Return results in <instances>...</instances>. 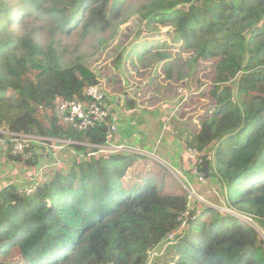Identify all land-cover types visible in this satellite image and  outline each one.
Masks as SVG:
<instances>
[{"label": "trees", "instance_id": "16d2710c", "mask_svg": "<svg viewBox=\"0 0 264 264\" xmlns=\"http://www.w3.org/2000/svg\"><path fill=\"white\" fill-rule=\"evenodd\" d=\"M126 3L0 0V128L87 151L30 196L12 185L0 191V258L18 250L29 264H86L82 255L97 231L104 251L133 257L182 224L186 195L165 193L152 177L128 178L139 155L88 156L97 150L87 145L106 144L105 125L79 131L55 115L58 101L85 100V89L99 83L84 61L68 60L63 38L112 30L125 21ZM144 9L147 25L172 27L196 62L213 63L215 110L182 143L213 151L200 157L197 171L219 184L233 212L208 205L192 211L169 264H264V240L241 219L264 227V0H153ZM26 12L46 21L48 44L41 28L27 26Z\"/></svg>", "mask_w": 264, "mask_h": 264}, {"label": "rangeland", "instance_id": "374dc122", "mask_svg": "<svg viewBox=\"0 0 264 264\" xmlns=\"http://www.w3.org/2000/svg\"><path fill=\"white\" fill-rule=\"evenodd\" d=\"M151 1L127 0L125 21H117L104 34L82 36L78 30L64 37L66 57L69 61H84L97 76L112 121L120 118L117 122L121 136H128L129 129L140 132L134 133L137 140L131 137L132 142L125 147L139 155L128 178H154L163 185L165 193L186 195L191 211L201 213L207 205L225 210L219 184L197 171V164L202 162L200 157L211 151L191 153L182 143L190 132L200 128L202 118L215 110V102L209 95L214 79L213 63L196 62L195 55L184 51L182 42L175 40L172 27L147 25L142 14ZM23 16L29 28H41L40 40L48 44L51 39L46 21L27 12ZM15 30L23 32L22 27ZM143 131L146 138L151 136L146 147H141ZM3 148L0 146V191L11 185L24 189L33 182L40 184L56 172H67L77 159L87 154L63 143H53V147L37 143L30 148L29 157H22L20 162L10 158L9 150ZM177 159L180 163L175 162ZM242 220L253 225L264 240L263 226L246 217ZM102 236L97 231L89 240L82 255L86 264H169L177 252L175 247L167 246L165 238L130 257L123 250L104 251ZM131 239L120 240L130 245ZM0 264L29 263L14 250L0 258Z\"/></svg>", "mask_w": 264, "mask_h": 264}, {"label": "built area", "instance_id": "2783aa9c", "mask_svg": "<svg viewBox=\"0 0 264 264\" xmlns=\"http://www.w3.org/2000/svg\"><path fill=\"white\" fill-rule=\"evenodd\" d=\"M84 95L85 100L58 101L55 107V115L60 122L65 123L73 129L79 131H87L90 128H95L97 125H105L107 127L106 144L103 146L87 145L89 147L96 148L97 150L90 151L88 156H97L99 154H117L121 152L135 154V152H129L125 148L128 145L127 143H116V139L114 137L120 126V124L117 122L119 119L115 117L114 119H116V121H112L113 117L111 116L109 107L106 105V96L104 90L101 89V85L97 83L96 85L88 86L85 89ZM37 143L50 147H53V143H63L64 146L68 147L73 144V142L67 140L40 138L33 135L12 133L5 127L0 128V146L5 147L3 148L5 150L7 148L10 152V156L29 157L28 152L30 148H32ZM38 186L39 182H33L24 189H19V192L30 196L36 191ZM188 207L189 209L180 218L182 224L179 229L167 236V246L171 245L174 248L181 239L183 235L182 232L186 227L187 219L190 216V213H192L189 205ZM226 210L228 212H232L227 208ZM197 214H200V212H197Z\"/></svg>", "mask_w": 264, "mask_h": 264}, {"label": "crops", "instance_id": "0c3cea01", "mask_svg": "<svg viewBox=\"0 0 264 264\" xmlns=\"http://www.w3.org/2000/svg\"><path fill=\"white\" fill-rule=\"evenodd\" d=\"M119 120H120V118H119ZM122 122V121H121ZM119 128H121V126L119 127ZM131 131V132H130ZM127 133V132H126ZM134 133H136V134H138V133H140V132H134L132 129L130 130L129 129V135L127 136V134L126 135H124V136H120V135H118V139H116V143H117V141H118V143H122V142H125V143H127V144H130L131 142H132V140H131V137H132V139L135 141V140H137V139H135L136 138V136L135 135H133ZM141 135L142 136H144V140L141 142V147H146V145L149 143V142H151V141H149L151 138V136L150 137H145V136H147L146 135V133H144V131L143 132H141ZM135 137V138H134ZM119 138L121 139V142H120V140H119ZM140 138H139V143H140ZM150 144V143H149ZM172 158H174V157H172ZM176 163H180L179 162V159H177L176 161H175ZM18 189H20V188H18Z\"/></svg>", "mask_w": 264, "mask_h": 264}, {"label": "clouds", "instance_id": "9594fccd", "mask_svg": "<svg viewBox=\"0 0 264 264\" xmlns=\"http://www.w3.org/2000/svg\"><path fill=\"white\" fill-rule=\"evenodd\" d=\"M225 210H226V208H225ZM229 210V209H228ZM231 211V210H230ZM226 212H228L227 210H226ZM229 213H233V212H229ZM242 218V217H241Z\"/></svg>", "mask_w": 264, "mask_h": 264}]
</instances>
